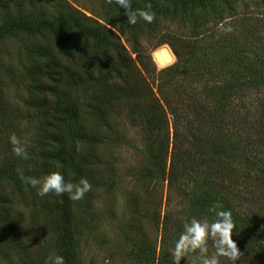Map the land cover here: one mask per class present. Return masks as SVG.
I'll use <instances>...</instances> for the list:
<instances>
[{"label":"trees","instance_id":"trees-1","mask_svg":"<svg viewBox=\"0 0 264 264\" xmlns=\"http://www.w3.org/2000/svg\"><path fill=\"white\" fill-rule=\"evenodd\" d=\"M26 1L0 0V42L15 32L28 39V106L40 151L31 167L0 163V233L15 225L13 199H27L26 208L43 210L63 264H72L74 194L98 163L95 146L109 128L111 110L120 106L129 124L149 135L145 176L166 171L168 187L203 223L217 221L218 231L251 253L244 264L264 255L257 175L264 173V61L235 44L238 31L228 22L237 18L171 36L176 62L156 73L138 37L141 25L158 15L156 0H108L101 24L67 0H60L67 13L53 15L25 12ZM175 3L186 10L187 0ZM247 201L261 211L244 210V217ZM166 259L159 254L155 264Z\"/></svg>","mask_w":264,"mask_h":264},{"label":"rangeland","instance_id":"rangeland-1","mask_svg":"<svg viewBox=\"0 0 264 264\" xmlns=\"http://www.w3.org/2000/svg\"><path fill=\"white\" fill-rule=\"evenodd\" d=\"M67 2L74 11L100 24L109 3ZM156 2L158 15L150 23L144 22L138 31L140 46L147 51L156 73L176 62L167 44L171 36L199 32L200 26H211L231 15L237 18L228 22L230 28L238 31L235 44L247 50L251 58L264 61V0H203L204 5L202 0H187L186 10L175 0ZM24 7L25 12L38 14L67 13L60 0H27ZM115 33L117 42L130 51L124 36ZM27 41V37L15 32L0 42V107L4 110L0 116V163L9 159L18 167L24 163L34 165L40 151L37 121L31 118L28 106ZM160 42L165 44L158 46ZM160 48L172 54V60L162 67L151 57ZM108 126L102 141L95 146L98 163L74 194L77 202L73 225L77 233L72 264H155L162 253L167 258L163 264H244L251 253L239 248L234 237L228 238L225 231H218L217 221L203 223L188 201L168 187L166 171H155L153 178L145 176L150 169L146 148L149 135L132 127L124 112L120 113V106L111 110ZM257 175L264 194V173ZM18 198L13 199L18 214L11 216L15 217V225L0 233V264H63L43 210L32 211L24 206L27 199L25 203ZM249 201L242 212L261 211L260 206ZM248 213L241 214L247 218ZM167 214L171 217L164 219ZM263 218L264 215L260 219ZM178 221L184 230L181 235L176 232ZM260 230L264 231V219ZM196 231L201 233L197 236ZM249 261L264 264V255L249 256Z\"/></svg>","mask_w":264,"mask_h":264},{"label":"bare ground","instance_id":"bare-ground-1","mask_svg":"<svg viewBox=\"0 0 264 264\" xmlns=\"http://www.w3.org/2000/svg\"><path fill=\"white\" fill-rule=\"evenodd\" d=\"M151 57L158 67L166 65L172 60V54L165 48L153 51Z\"/></svg>","mask_w":264,"mask_h":264}]
</instances>
